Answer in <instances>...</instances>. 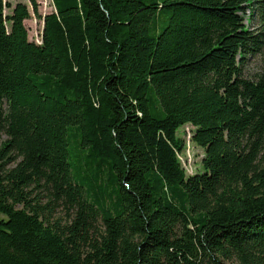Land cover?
<instances>
[{"label":"trees","instance_id":"trees-1","mask_svg":"<svg viewBox=\"0 0 264 264\" xmlns=\"http://www.w3.org/2000/svg\"><path fill=\"white\" fill-rule=\"evenodd\" d=\"M39 1L0 0V264H264V0Z\"/></svg>","mask_w":264,"mask_h":264},{"label":"rangeland","instance_id":"rangeland-1","mask_svg":"<svg viewBox=\"0 0 264 264\" xmlns=\"http://www.w3.org/2000/svg\"><path fill=\"white\" fill-rule=\"evenodd\" d=\"M5 1L7 3H11L12 6H15L16 4L19 3L27 4L31 9L29 0H5ZM39 4H40L39 10H42L44 16L54 11V8L51 4V0H40ZM9 12L10 11L6 9L5 13L8 14ZM245 17H246L245 24L248 27L252 29L259 28L260 22L258 15L254 14L253 19L250 23L247 22V19L250 17V12H247V15ZM25 26L28 30L30 41H33L36 44H40L42 41L41 36L44 28L43 20L41 19L39 20L33 17L32 19L27 20L25 22ZM263 73H264V53L256 56H251L244 66L245 77L256 81L258 80L259 76ZM194 132H195V127L192 125H186L180 128L177 132L178 138H181L185 143V148L183 149V151L179 152L181 153L179 155V159L183 169L190 176H194L197 173L203 172L202 161L203 158L205 157V150L193 143L192 138ZM19 161L20 159H18L15 163H11L9 165V168L11 169L15 167ZM38 193L39 196L37 198L39 199L40 203L42 205H46L48 202L47 194L37 190L34 191L32 197L36 198ZM17 208L21 209L23 208V206L20 205ZM73 214H74L73 212L68 211L65 207L60 205L56 208V211L53 213V216L51 218H53V220H59L63 225H65L66 223L69 224L72 221Z\"/></svg>","mask_w":264,"mask_h":264}]
</instances>
